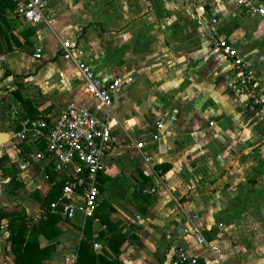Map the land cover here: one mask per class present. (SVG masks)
<instances>
[{"label": "crops", "instance_id": "obj_1", "mask_svg": "<svg viewBox=\"0 0 264 264\" xmlns=\"http://www.w3.org/2000/svg\"><path fill=\"white\" fill-rule=\"evenodd\" d=\"M49 5L48 24L20 27L14 9L0 19V132L24 146L9 154L23 188L14 191L11 178L3 181L10 200L21 204L17 213L31 220L28 230H38L31 255L51 250L42 264H77L84 245L86 264L92 256V264H170L174 251L183 248L202 264H264V136L252 115L263 116L239 104L231 65L205 33L212 17L221 18L220 35L251 64L264 94V18L243 13L236 0H49ZM257 5L264 7V0ZM63 41L106 82L133 79L118 89L111 109L98 108L85 94L76 66L61 57ZM37 47L40 60L34 58ZM19 87L50 124L69 105L109 121L114 143L103 158L95 220L77 212L72 219L58 215L52 226L56 214L36 200L52 186L42 166L32 178L30 172L19 176V164L32 162V152L42 145L17 136L26 121L14 95ZM10 107L18 114L8 115ZM158 121L165 132L153 141ZM138 143L144 148H136ZM152 188L155 194L144 193ZM197 230L204 245L195 238ZM115 234L125 240L118 254L109 248ZM0 264H17L5 223Z\"/></svg>", "mask_w": 264, "mask_h": 264}, {"label": "built area", "instance_id": "obj_2", "mask_svg": "<svg viewBox=\"0 0 264 264\" xmlns=\"http://www.w3.org/2000/svg\"><path fill=\"white\" fill-rule=\"evenodd\" d=\"M258 2L259 0H236V6L247 15L257 14L264 18V7L257 5ZM49 6V0H16L14 11L24 26L36 27L49 23ZM220 22L221 18L212 17L206 24L205 33L218 55L230 63L232 84L238 87L239 93L247 99L249 105L264 117V94L254 82L251 64L240 55L228 38L220 35ZM60 53L64 61L74 63L77 79L84 84L85 94L98 108L111 109L118 89L133 81L129 77L106 82L92 65L78 59L77 49L70 41L61 43ZM41 57L42 49L37 47L34 58L40 60ZM7 114L15 116L18 109L10 107ZM22 127L23 131L17 135L21 140L42 143L44 148L32 152L33 163L28 161L19 164V176L30 172L32 178L42 166V171L50 167L58 178L67 180L61 196L51 203L46 212L64 219H72L77 212H81L86 218L95 220L101 186L99 175L106 171L103 158L114 143L109 121L89 108L69 105L50 125L44 119L32 122L26 120ZM154 128L151 139L157 141L164 135L165 126L158 121L154 123ZM29 131L32 133L30 136ZM144 146L145 143L136 144L138 149H143ZM144 193L153 195L156 189L144 190ZM194 235L199 245L205 244L202 233L197 230ZM170 264L202 262L199 257L190 255L185 249L177 248Z\"/></svg>", "mask_w": 264, "mask_h": 264}, {"label": "trees", "instance_id": "obj_3", "mask_svg": "<svg viewBox=\"0 0 264 264\" xmlns=\"http://www.w3.org/2000/svg\"><path fill=\"white\" fill-rule=\"evenodd\" d=\"M16 5V0H0V19L4 20L5 12L7 10L14 9ZM22 88L19 87L15 92L14 95L19 100V102L23 105L24 108V114L22 116L23 120H29V121H38L41 120L42 117H40V113L36 111L31 102L28 99H25L21 94ZM48 123V122H47ZM50 125V123H48ZM20 127L16 129V131H19ZM44 148V144L41 145V149ZM163 170H167L168 166H162ZM0 169L2 171L4 178H11V184L13 185L14 191L21 190L23 186L19 184L16 181V168L9 160L8 155H5L3 157H0ZM43 174L44 176H47L49 180L52 183L51 189L47 196L44 199L36 198L37 202L41 205L42 208L49 207L51 203L57 201L59 197L61 196V193L64 189V187L67 184V180L60 179L57 177V175L53 172V170L50 167H47ZM58 215H52L51 218H55L53 220V226L54 223L57 222ZM51 220V219H50ZM5 223L6 229L9 232V241L12 244V253L17 258V264H42L44 260L49 258L50 251L49 250H42L40 251V254L35 258L31 255V249L36 245L37 243V235L38 230L34 232L33 230L30 232L28 230V225H30L32 222L29 220L24 214L17 213V212H7L6 210L0 209V228ZM109 229H113L110 222L106 223ZM47 229H42V233H46ZM58 233V232H57ZM56 233V234H57ZM124 237L121 234H115L111 237L109 241V248L114 254H118L119 247L121 244L124 243ZM84 250V245L80 246V252H79V259L77 264H86L83 257L81 256V251ZM29 258H33L30 260ZM93 262L95 261V258L89 257ZM27 259V261H26ZM29 259V260H28ZM99 261H102L99 259ZM91 262L90 264H92ZM115 264V263H110Z\"/></svg>", "mask_w": 264, "mask_h": 264}, {"label": "rangeland", "instance_id": "obj_4", "mask_svg": "<svg viewBox=\"0 0 264 264\" xmlns=\"http://www.w3.org/2000/svg\"><path fill=\"white\" fill-rule=\"evenodd\" d=\"M16 16H17L16 17L17 20H19L20 19L19 16L17 14H16ZM18 23H20V27L23 26L22 25V22L20 20L18 21ZM67 40H71V39L68 38ZM71 42H72V40H71ZM236 88H237V91H236L235 94H237L239 104L240 105H243V107L249 108L250 105H249L247 99L245 97H243L239 93L238 87H236ZM243 107H241V109ZM241 115H242L241 119H243L244 125H246V122L248 121V118H247V116L245 114H241ZM252 117L254 118V124L257 127H261L263 129L262 130V133H261V136H264V118L263 117H260L257 114H255V115L253 114ZM0 120H2V118H0ZM249 120H252V119L250 118ZM7 129H9V128H7ZM245 135L246 134H243V136H245ZM245 137H248V136H245ZM17 139L18 138H12L10 142L5 143V144H3L1 146V148H0V157H3L5 155H8V157H10L9 154H18L19 151H22V149H23L22 147H24V146H23L22 142L17 143L16 142ZM24 149H25L24 150V152H25L26 151V148H24ZM9 160H10V158H9ZM3 178L4 177H3L2 171L0 169V209L6 210V211L9 210L11 212L22 211L21 204H17L13 200V198H12V200H10V198H11L10 196L11 195H9L8 186H6V184H4Z\"/></svg>", "mask_w": 264, "mask_h": 264}, {"label": "water", "instance_id": "obj_5", "mask_svg": "<svg viewBox=\"0 0 264 264\" xmlns=\"http://www.w3.org/2000/svg\"><path fill=\"white\" fill-rule=\"evenodd\" d=\"M10 141V135L6 132H0V147Z\"/></svg>", "mask_w": 264, "mask_h": 264}]
</instances>
